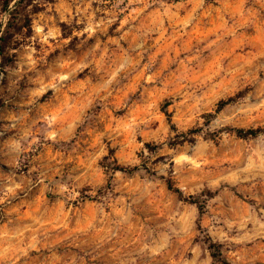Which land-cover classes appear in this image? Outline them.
Instances as JSON below:
<instances>
[{
  "label": "rangeland",
  "instance_id": "obj_1",
  "mask_svg": "<svg viewBox=\"0 0 264 264\" xmlns=\"http://www.w3.org/2000/svg\"><path fill=\"white\" fill-rule=\"evenodd\" d=\"M11 25L0 264H222L207 238L264 264V134L218 131L264 128V0H24ZM164 178L218 191L199 216Z\"/></svg>",
  "mask_w": 264,
  "mask_h": 264
},
{
  "label": "trees",
  "instance_id": "obj_2",
  "mask_svg": "<svg viewBox=\"0 0 264 264\" xmlns=\"http://www.w3.org/2000/svg\"><path fill=\"white\" fill-rule=\"evenodd\" d=\"M169 1H177V0H169ZM14 2V7L12 9H10V4ZM24 2V0H0V7L2 12H7L9 15V19L7 21V25L6 27L1 31L0 30V58L3 56L6 47H7V36L10 32V29L12 28L11 25V19L13 17H15V15L19 12V9L22 5V3ZM29 21V19H27ZM26 25H29V23L26 22ZM1 28V25H0ZM1 70H4V66L1 67ZM246 93V90L240 91L238 93H236L233 96H230L226 99H222L220 101H218L217 106H216V110L215 112L218 113L220 112L226 105L231 104L235 101H237L239 98L243 97L244 94ZM213 114L209 113L206 115V125H208V123L210 122L211 118H212ZM223 130H229L231 132H233L237 137L239 138H248V137H254L257 136L259 134H264V128L261 127H257V128H248V129H244V128H236V127H224L219 129L218 131H223ZM194 132V131H191ZM215 131L213 132H208L206 133L205 137L208 139H214L215 137ZM147 146L148 143L146 144ZM109 152H112V149L109 150ZM104 162H105V158H104ZM114 163L111 164V170L112 172L115 171H120V172H125V173H133L137 167H129V166H124V165H119L117 164L115 161H113ZM104 167H106L105 165H103ZM164 181L166 183V186L169 190H171L172 192H174L177 197L183 201L189 202L191 204H195L198 207L199 210V216L201 215V213L203 212V203L204 201L202 200V196H206L208 198L213 197L218 190H214L211 191L209 189H206L204 191H202L199 195L197 196H188L185 197L183 195V193L181 192L180 189H178L177 187L174 186V184L172 183L170 178H164ZM110 182V176L108 179V184ZM207 248L210 251V255L212 258V261L214 263L220 262L222 264H228L226 259L222 256V253L220 251V245L216 242H213L210 240V238H207Z\"/></svg>",
  "mask_w": 264,
  "mask_h": 264
}]
</instances>
